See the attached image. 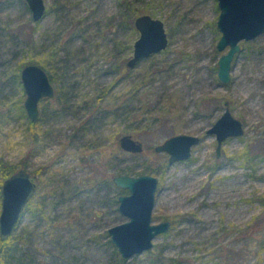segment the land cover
<instances>
[{"label": "rangeland", "instance_id": "1", "mask_svg": "<svg viewBox=\"0 0 264 264\" xmlns=\"http://www.w3.org/2000/svg\"><path fill=\"white\" fill-rule=\"evenodd\" d=\"M45 2L34 20L26 0H0V159L37 182L16 264H113L107 228L128 219L113 177L141 172L158 177L153 222L170 227L121 264H264V31L240 40L223 82L218 0ZM144 12L163 20L167 46L128 66ZM28 62L51 69L62 92L41 98L33 129L13 73ZM225 105L244 131L217 154L207 130ZM128 132L140 151L119 143ZM182 132L201 139L190 157L155 150Z\"/></svg>", "mask_w": 264, "mask_h": 264}, {"label": "water", "instance_id": "2", "mask_svg": "<svg viewBox=\"0 0 264 264\" xmlns=\"http://www.w3.org/2000/svg\"><path fill=\"white\" fill-rule=\"evenodd\" d=\"M31 9L34 20L41 19L46 13L45 0H26ZM220 9L217 26L221 31L217 40L222 52L217 63V74L220 81L231 79L232 59L239 52L240 40L251 39L264 31V0H218ZM139 36L134 40L133 53L126 61L128 66H134L147 55L159 51L167 46L168 35L163 20L150 13L144 12L134 18ZM21 81L26 97L23 101L30 119L39 118L38 102L43 97L54 95V82L51 81L46 69L38 63L28 62L20 70ZM227 103V101L225 102ZM223 113L208 127L207 132L215 133L217 138V154L227 136L242 134V121L233 116L229 106L225 105ZM195 133L171 134L155 145L157 151H167L169 161L183 160L192 154V147L200 141ZM119 143L127 151H140L143 142L133 137L131 133H124L119 137ZM0 207V237L2 239L13 234L23 211L30 198L36 192L37 182L27 168H18L2 180ZM113 181L127 192L118 195L120 212L128 219L108 227L110 240L115 244L121 257L128 258L134 253L143 252L153 246L154 236L165 232L170 221L153 222V209L156 201L158 177L153 173L115 174Z\"/></svg>", "mask_w": 264, "mask_h": 264}, {"label": "trees", "instance_id": "3", "mask_svg": "<svg viewBox=\"0 0 264 264\" xmlns=\"http://www.w3.org/2000/svg\"><path fill=\"white\" fill-rule=\"evenodd\" d=\"M39 64H41V63H39ZM41 65L43 66V64H41ZM19 67L20 66H18V68H16V70L13 73H14L15 80L22 83L21 73H20V70L22 67L21 68H19ZM46 71L48 72L49 77H50L51 81L53 82V79L55 78L54 72L51 69L50 70L46 69ZM54 92H55L54 95L59 92L57 94V99L60 100L62 98L61 86H59L58 89H55ZM19 106L21 107V110L23 113L26 112V108H25V105H23V103L19 102ZM27 120H28L27 126H29L30 129L35 128V124H36L38 118L37 119H32V118L30 119V117L28 116ZM129 133H131V132H129ZM22 167L26 168L25 164L23 162H22V164L10 163V162L1 158L0 159V188H1V185L3 182L2 180L5 177L9 176L10 174H12V172H14L18 168H22ZM121 191L124 192L126 190L122 189ZM120 193H122V192H120ZM0 195H1V191H0ZM16 241H17V237H16V234H14V233L7 236L4 239H2L0 237V264H16V262H15L16 253L19 250V247H18V244L16 243ZM109 243L113 246V250L116 254V260H115V262H113V264H121L123 262L122 261L123 258L121 257L119 250H117V247L115 246V244L110 239H109Z\"/></svg>", "mask_w": 264, "mask_h": 264}]
</instances>
